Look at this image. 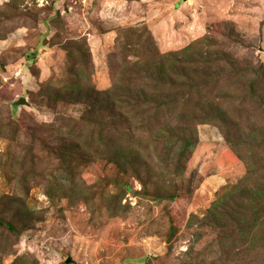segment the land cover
Masks as SVG:
<instances>
[{
  "label": "rangeland",
  "instance_id": "rangeland-1",
  "mask_svg": "<svg viewBox=\"0 0 264 264\" xmlns=\"http://www.w3.org/2000/svg\"><path fill=\"white\" fill-rule=\"evenodd\" d=\"M0 264H264V0H0Z\"/></svg>",
  "mask_w": 264,
  "mask_h": 264
},
{
  "label": "trees",
  "instance_id": "trees-1",
  "mask_svg": "<svg viewBox=\"0 0 264 264\" xmlns=\"http://www.w3.org/2000/svg\"><path fill=\"white\" fill-rule=\"evenodd\" d=\"M8 227H9L10 230H13L14 229V227L12 225H9Z\"/></svg>",
  "mask_w": 264,
  "mask_h": 264
},
{
  "label": "water",
  "instance_id": "water-1",
  "mask_svg": "<svg viewBox=\"0 0 264 264\" xmlns=\"http://www.w3.org/2000/svg\"><path fill=\"white\" fill-rule=\"evenodd\" d=\"M19 101H20V103H24L25 102L24 98H21Z\"/></svg>",
  "mask_w": 264,
  "mask_h": 264
}]
</instances>
